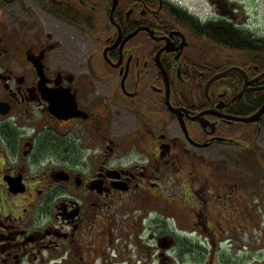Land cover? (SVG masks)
Returning a JSON list of instances; mask_svg holds the SVG:
<instances>
[{
  "label": "flooded vegetation",
  "instance_id": "obj_1",
  "mask_svg": "<svg viewBox=\"0 0 264 264\" xmlns=\"http://www.w3.org/2000/svg\"><path fill=\"white\" fill-rule=\"evenodd\" d=\"M263 107L264 0H0V264H264Z\"/></svg>",
  "mask_w": 264,
  "mask_h": 264
},
{
  "label": "rangeland",
  "instance_id": "obj_2",
  "mask_svg": "<svg viewBox=\"0 0 264 264\" xmlns=\"http://www.w3.org/2000/svg\"><path fill=\"white\" fill-rule=\"evenodd\" d=\"M262 143H263V141H262ZM263 145H264V143H263ZM236 155H235V159H236V161H238ZM251 166H252V168L250 169V173H251L250 174V177L255 182V184H254V188H255V187H257V181H258V179L260 177L264 178V169L260 168L258 166V164H255L253 162L251 163ZM234 171H235V174H237V172L241 171V168L235 165L234 166ZM256 192L259 193V190H257ZM118 220H122V218H121L120 215L118 216ZM123 221H126V220H123ZM138 224L140 225V223H138ZM148 234H150V232H148ZM194 236L196 237V233H193V237ZM132 240L133 239L128 240V237L127 236L124 237L123 241L118 240L117 246L121 247L122 250L124 248H126L128 244H130V246H129L130 249H129L128 254H127V252H124L123 251V255H122L123 257L120 258V262H122V264H132L133 262L136 261V256L139 257L137 251L138 250L143 251V249H142V243H141L142 240H139V242L137 243L136 246L134 245V243H130ZM244 251L245 250H243V249H239V250L237 249L236 252H235V254L236 253H239L240 257H242ZM124 255L126 256V258L124 257ZM228 255H229V257H234L235 256V255H233V251L231 249L228 250ZM172 257H174L175 259L176 258L179 259V257H181V251H179V248H177L172 253ZM139 264H142V263H139ZM155 264H157V261H155Z\"/></svg>",
  "mask_w": 264,
  "mask_h": 264
},
{
  "label": "water",
  "instance_id": "obj_3",
  "mask_svg": "<svg viewBox=\"0 0 264 264\" xmlns=\"http://www.w3.org/2000/svg\"><path fill=\"white\" fill-rule=\"evenodd\" d=\"M264 114V107L255 115L254 118L249 119L248 121H257Z\"/></svg>",
  "mask_w": 264,
  "mask_h": 264
}]
</instances>
